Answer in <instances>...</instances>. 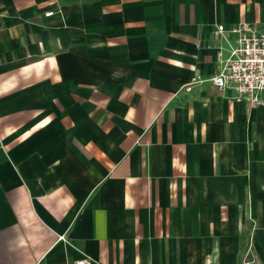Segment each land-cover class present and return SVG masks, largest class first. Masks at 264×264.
I'll use <instances>...</instances> for the list:
<instances>
[{"label": "crops", "instance_id": "obj_1", "mask_svg": "<svg viewBox=\"0 0 264 264\" xmlns=\"http://www.w3.org/2000/svg\"><path fill=\"white\" fill-rule=\"evenodd\" d=\"M241 23L264 0H0V264H264V103L192 83Z\"/></svg>", "mask_w": 264, "mask_h": 264}, {"label": "built area", "instance_id": "obj_2", "mask_svg": "<svg viewBox=\"0 0 264 264\" xmlns=\"http://www.w3.org/2000/svg\"><path fill=\"white\" fill-rule=\"evenodd\" d=\"M48 12L44 16H50ZM236 35L234 45H228V56L219 60L216 71L206 80L198 77L192 82H207L216 90H229L233 101L242 102L249 108H257L264 103V32H257L253 27L241 23L225 30L216 26L211 36L214 40L225 41V33ZM219 57V54H217ZM57 241L64 242L62 236ZM72 264H90L84 258Z\"/></svg>", "mask_w": 264, "mask_h": 264}]
</instances>
